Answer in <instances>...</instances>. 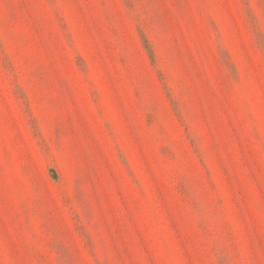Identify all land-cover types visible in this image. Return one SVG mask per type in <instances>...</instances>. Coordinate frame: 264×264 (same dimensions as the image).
Listing matches in <instances>:
<instances>
[{
    "label": "rangeland",
    "instance_id": "obj_1",
    "mask_svg": "<svg viewBox=\"0 0 264 264\" xmlns=\"http://www.w3.org/2000/svg\"><path fill=\"white\" fill-rule=\"evenodd\" d=\"M0 264H264V0H0Z\"/></svg>",
    "mask_w": 264,
    "mask_h": 264
}]
</instances>
